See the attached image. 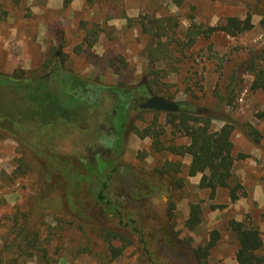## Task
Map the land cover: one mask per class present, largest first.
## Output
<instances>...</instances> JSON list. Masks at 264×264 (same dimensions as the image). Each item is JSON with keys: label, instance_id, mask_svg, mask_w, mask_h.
<instances>
[{"label": "rangeland", "instance_id": "374dc122", "mask_svg": "<svg viewBox=\"0 0 264 264\" xmlns=\"http://www.w3.org/2000/svg\"><path fill=\"white\" fill-rule=\"evenodd\" d=\"M0 10L6 11L0 18L1 73L46 77L50 89L61 92L64 80L58 82L59 76L51 73L63 61L64 79L65 72L73 73L96 86L138 90L148 87L156 72L155 89L160 86L161 94L185 110L213 117L214 130L234 123V155L247 156L235 162L233 184L242 188L233 201L229 189L218 188L211 197L209 189L199 186L202 174L188 175L190 155L157 153L152 139L134 130L122 156L110 155L123 167L107 165L100 156L92 166L53 161L58 153L65 158L92 153L100 131L97 118L114 108L116 94H103L101 104L83 107L82 118L89 119L76 125L62 119L43 125L24 117L3 123L0 264H150L144 247L156 264H198L191 249L205 246L214 230L220 238L209 264H237V243L229 230L233 219L258 228L264 239V120L257 117L264 110V93L250 89L252 75L246 69L247 61L264 51V0H183L181 6L173 0H72L68 6L64 0H0ZM248 14L254 25L249 31L236 36L216 32L185 48L174 42L169 57L162 55L155 64L146 57L151 39L142 31L144 17L177 19V31L165 39L169 43L171 37L186 42L192 22L207 27ZM89 40H95L92 46ZM62 93L69 91L63 87ZM153 117V111L145 112L133 124L144 129ZM158 121L165 123L164 112ZM252 127L260 133L259 142ZM166 132L168 141L189 143L188 137L171 134L170 127ZM88 137L95 145H84ZM169 161L180 163V171L171 167L163 173ZM159 176L169 188L148 194L142 183ZM93 188H104L115 208L98 205ZM75 191L78 198L72 196ZM193 203L201 205L203 219L190 230L186 220ZM109 232L113 245L124 248L119 257L104 239Z\"/></svg>", "mask_w": 264, "mask_h": 264}, {"label": "trees", "instance_id": "16d2710c", "mask_svg": "<svg viewBox=\"0 0 264 264\" xmlns=\"http://www.w3.org/2000/svg\"><path fill=\"white\" fill-rule=\"evenodd\" d=\"M20 0H15L18 2ZM113 2L121 0H110ZM178 6H181L183 0H173ZM72 0H64L65 6H68ZM6 14V11L0 10V18ZM147 20V21H146ZM143 33L147 34L151 43L147 47L146 57L150 63L155 64L159 61L160 56L169 57L173 43L176 45L192 46L198 37L210 39L216 32H224L231 36L249 31L253 28L252 16L248 14L245 19L236 16H229L214 26L204 27L201 24L192 22L187 31L188 40L185 42L171 37V42L165 39L170 37V32L177 31L179 27L176 18H156L154 16L144 17L140 21ZM264 27V18L262 19ZM172 32V33H173ZM173 39V40H172ZM95 40H89L92 46ZM182 48V49H183ZM64 64L61 62L58 67L51 73L57 74L61 92L52 91L47 83V78H34L22 75L25 72L15 75H6L0 72V125L3 123L15 124L16 121L36 122L40 121L43 125L52 124L62 119L66 122L78 123L83 120L82 115L85 113L84 108L89 105H97L101 100L97 96H103L106 93L120 95V88L113 86H96L88 81H79L73 73H68L64 79L60 74V68ZM246 69L252 75L250 89L252 91H261L264 93V51L255 54L246 63ZM64 72V71H62ZM151 79L148 87L155 91L154 95L173 100L172 96L161 94L162 88L155 89L157 79ZM32 80V83H22L24 80ZM68 89L69 93L64 95L62 88ZM234 91V87L230 93ZM84 107V108H83ZM163 112L154 111V117L150 124L144 129H139L133 124L132 131L142 137H150L152 139L151 148L157 153L170 152L172 155L185 157L191 156V163L188 170L189 176L202 174L199 186L203 189H209L211 197H214L218 188L229 189L230 197L233 201L238 199V191L242 188L239 182L233 184V169L237 159H243L245 154L234 155L233 133L235 125L231 121H227L219 130L213 129L214 118L206 114H198L189 110H181L178 112H167L164 124L159 123L158 115ZM257 117L264 120V110L258 112ZM166 127L172 128L171 134L174 136L181 135L188 137L189 143L178 144L175 139L166 140ZM121 129V128H120ZM256 142L260 141V133L252 127ZM168 141V142H167ZM180 163L169 161L165 164L162 172L170 171L174 167L175 172L180 171ZM117 169L113 168L112 172ZM106 180L103 183L104 188L108 185ZM104 188L91 189L98 205H106L105 209L112 210L115 206L112 204L111 198L104 194ZM78 191L73 193V197L78 198ZM68 200V194H66ZM73 201V200H72ZM70 203V202H69ZM71 205V203H70ZM203 219V210L199 203H193L190 206V215L186 220V226L193 230ZM229 230L236 240L237 264H264V239L258 228L249 227L243 221L231 220L229 222ZM109 232L105 237V241L110 245L111 251L115 258L119 257L123 252V247L113 245L114 236L111 237ZM211 240L205 246H197L192 248V254L198 264H209L208 257L212 249L215 248L220 234L218 230H214ZM148 253L150 264H156L152 254L144 247ZM158 264V263H157Z\"/></svg>", "mask_w": 264, "mask_h": 264}, {"label": "flooded vegetation", "instance_id": "af4514ba", "mask_svg": "<svg viewBox=\"0 0 264 264\" xmlns=\"http://www.w3.org/2000/svg\"><path fill=\"white\" fill-rule=\"evenodd\" d=\"M58 63L55 64V68L58 67ZM141 89L133 90L127 88H120V95L117 96V102L111 111L106 112L103 116L97 118L98 125L100 126V131L98 134L96 147L90 155H85L83 157H67L66 154L58 153V157H52L51 159L58 163L59 165L75 164L77 160L82 164L84 162H89V165H97V156L102 157V161L107 165H115L118 167H123L125 164L121 163V160L110 157L111 154L122 156L123 151L127 148L129 137L132 132V126L137 117L145 112H151L153 110L145 109L142 104L145 103L148 98L154 95L150 89L146 86H140ZM116 88V87H114ZM101 100L97 105L103 102L104 97L97 96ZM154 112V111H153ZM89 117L84 120L87 121ZM56 122H53L54 124ZM70 124H77L73 122H68ZM121 128V129H120ZM84 145H95L89 137L86 138ZM94 140V139H93ZM118 162V163H117ZM137 184V183H136ZM144 189L148 194L161 193L164 189H168V182L164 180L163 177H158L153 180L151 184H143ZM126 187V186H125ZM131 191V190H130ZM125 192H128V187L125 188ZM141 193V192H139Z\"/></svg>", "mask_w": 264, "mask_h": 264}, {"label": "water", "instance_id": "95a60500", "mask_svg": "<svg viewBox=\"0 0 264 264\" xmlns=\"http://www.w3.org/2000/svg\"><path fill=\"white\" fill-rule=\"evenodd\" d=\"M142 107L164 113L184 110L182 103L175 100H169L158 95H152L145 103L142 104Z\"/></svg>", "mask_w": 264, "mask_h": 264}]
</instances>
